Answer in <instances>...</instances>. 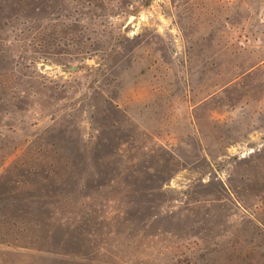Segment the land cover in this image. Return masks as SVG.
I'll use <instances>...</instances> for the list:
<instances>
[{
	"label": "rangeland",
	"instance_id": "rangeland-1",
	"mask_svg": "<svg viewBox=\"0 0 264 264\" xmlns=\"http://www.w3.org/2000/svg\"><path fill=\"white\" fill-rule=\"evenodd\" d=\"M0 264H264V0H0Z\"/></svg>",
	"mask_w": 264,
	"mask_h": 264
},
{
	"label": "water",
	"instance_id": "water-1",
	"mask_svg": "<svg viewBox=\"0 0 264 264\" xmlns=\"http://www.w3.org/2000/svg\"><path fill=\"white\" fill-rule=\"evenodd\" d=\"M134 18H135V16H134V15H132V16H131V20H132V19H134Z\"/></svg>",
	"mask_w": 264,
	"mask_h": 264
}]
</instances>
